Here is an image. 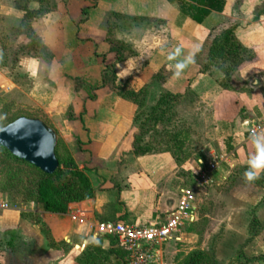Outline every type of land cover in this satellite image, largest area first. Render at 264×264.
I'll use <instances>...</instances> for the list:
<instances>
[{
	"label": "crops",
	"instance_id": "crops-1",
	"mask_svg": "<svg viewBox=\"0 0 264 264\" xmlns=\"http://www.w3.org/2000/svg\"><path fill=\"white\" fill-rule=\"evenodd\" d=\"M24 3L29 10L48 9L31 20L29 29L44 48L60 53L49 62L47 80L56 86L49 98L65 94L74 101V109L61 114L59 123L55 119L50 124L42 121L69 148V156L87 176L94 195L70 204L64 214H53L28 199L21 187V193L15 196L3 187L0 199L11 209L0 212V264H84L81 260L89 243L99 240L104 252L109 251L110 243L107 237L96 238L86 227H79L73 213H82L88 221L146 226L164 222L177 203L179 189L188 188L181 186L188 178L180 173L171 152L142 156L130 153L135 118L142 104L120 97L110 83L103 84L107 66L113 67L115 86L135 93L138 99L148 100L152 95L157 101L161 93L182 98L193 95L197 106L192 126L202 137L206 171L209 164H216L207 184L215 178L219 185L244 177L242 170H249V161L257 154L249 131L260 125L258 136H264V0ZM24 9L0 0V23L16 20L20 24ZM230 28H234L241 47L251 53V60L242 62L238 71L241 87H223L225 76L218 68L203 74L197 63V59H204L210 40ZM3 51L0 34V56ZM32 62L38 63L33 60L29 66ZM5 83L11 84L0 71V86ZM246 84L250 88L248 96L241 89ZM234 187H243L255 196L253 208L261 205L256 209L260 222L264 169L246 186L238 183ZM184 230L178 241L163 247L160 264L165 251L182 242ZM255 240L264 244V230ZM262 254L264 250L255 256L242 255L252 259ZM120 263L109 255L101 264Z\"/></svg>",
	"mask_w": 264,
	"mask_h": 264
},
{
	"label": "rangeland",
	"instance_id": "rangeland-1",
	"mask_svg": "<svg viewBox=\"0 0 264 264\" xmlns=\"http://www.w3.org/2000/svg\"><path fill=\"white\" fill-rule=\"evenodd\" d=\"M6 2L16 7L27 6L24 0ZM30 22L31 20L27 19L23 24H18L16 20H2L0 23V34L4 43V51L0 56V71L11 82L0 86V128L18 117L40 118L39 120L43 119L49 124L55 119L59 123L61 114L74 109V101L65 94L56 99L49 98L48 94L52 95L56 90V86L47 80L49 62L60 53L48 50L40 44L35 33L31 30L30 32L29 28L27 30ZM39 29L40 25L37 26V30ZM241 59L242 61L234 64L230 61L220 62L218 69L228 73L223 87L243 85L238 78V71L242 62L251 60V53L243 55ZM33 60L38 63L32 62V66H29L28 62ZM241 89L242 94L249 95L250 88L247 84ZM151 96L148 100L139 99L142 104L140 121L156 103ZM196 103L193 95L181 98L145 136L153 151H169L175 156L180 173L188 178L181 186L193 189L196 219L184 230L185 237L182 242L165 251L163 264H187L193 253H202L205 257L200 264H235L238 255L243 257L242 254L247 253L255 256L263 252L264 244L257 243L255 237L264 230V212L258 211L261 217L259 222L256 209L261 205L253 208L255 196H250L243 187H234L238 183L247 185L243 170L244 177L240 180L236 178L234 181L227 180L216 185L215 178L210 184L196 183L201 172H205L207 168V160L202 154V137L192 126ZM184 135L187 140H183ZM62 143L63 140L57 139L56 147L58 157L64 159L69 155V148ZM180 143H183L182 147ZM28 170L27 167L10 163L0 153V190L6 187L14 196L20 194L19 188L22 186L16 180L12 185L4 184L11 178L12 173H16V177L21 179L31 180L33 174ZM241 262L245 264L243 260Z\"/></svg>",
	"mask_w": 264,
	"mask_h": 264
},
{
	"label": "trees",
	"instance_id": "trees-1",
	"mask_svg": "<svg viewBox=\"0 0 264 264\" xmlns=\"http://www.w3.org/2000/svg\"><path fill=\"white\" fill-rule=\"evenodd\" d=\"M36 2H42V0H36ZM24 11L25 18L22 21L23 23L27 19L33 20V18L41 16L44 12H47L48 9L29 10L25 7ZM22 22L21 24H23ZM28 28L29 27H27V30ZM247 53L249 52L241 47L236 40L234 36V28H230L210 40L204 54V59L202 62L197 59V63L201 66L200 72L206 74L215 68H219L221 61H230L232 64L242 61V56ZM220 71L225 77L228 76V73L225 70ZM102 79L103 84L110 83L120 97L141 105L138 95L115 86V77L112 66L105 67ZM181 98L182 96L180 95L174 96L168 93H161L156 103L150 107L148 114L145 115L142 121H140L141 113L137 115L134 125L137 129L132 136L130 147L131 154L134 156H142L162 152L153 151L150 143L146 141L145 136L161 121L162 117L168 112L170 107ZM183 140H187L186 135H184ZM182 144L183 143H180V147H182ZM0 153L3 154L10 163L27 167L29 169L28 171H31L33 174L31 180L30 178L24 180L16 177V173H12L13 176L11 175V178L7 180V185H12L15 180L17 183L19 182L22 189L25 191L27 198L41 206L45 212L64 214L67 212L70 204L91 199L94 195V190L92 189L85 173L77 168L69 155L64 157V159L59 158L57 155V147L55 154L59 163V168L53 175H46L40 172L31 165L14 158L1 147ZM107 238L110 243V249L108 252L102 251L99 244L100 241L96 240L95 242L89 243L86 247L81 261L84 264H90L91 262H95V260H99V263L101 264L105 262L107 256L111 255L115 259L121 260L122 263L120 264H125V253L117 247L116 242L112 238ZM239 258H242L243 262L248 264L252 261H264V254L252 259H247L238 255L235 264H243ZM204 260L205 257L202 253H193L188 259L187 264H200Z\"/></svg>",
	"mask_w": 264,
	"mask_h": 264
},
{
	"label": "built area",
	"instance_id": "built-area-1",
	"mask_svg": "<svg viewBox=\"0 0 264 264\" xmlns=\"http://www.w3.org/2000/svg\"><path fill=\"white\" fill-rule=\"evenodd\" d=\"M261 132L262 126H253L249 131L250 139ZM215 168V163L209 164L208 170L200 174L196 183L207 184L209 175ZM9 209L10 205L0 199V212ZM194 213L193 189L184 187L179 189L177 203L164 222L137 226L123 222L88 221L80 212L73 213L72 218L79 227H86L96 238H112L125 253V264H160L159 256L163 247L179 240L185 226L194 221Z\"/></svg>",
	"mask_w": 264,
	"mask_h": 264
},
{
	"label": "water",
	"instance_id": "water-1",
	"mask_svg": "<svg viewBox=\"0 0 264 264\" xmlns=\"http://www.w3.org/2000/svg\"><path fill=\"white\" fill-rule=\"evenodd\" d=\"M56 145L55 131L39 119L19 117L0 128V147L46 175L59 168Z\"/></svg>",
	"mask_w": 264,
	"mask_h": 264
},
{
	"label": "clouds",
	"instance_id": "clouds-1",
	"mask_svg": "<svg viewBox=\"0 0 264 264\" xmlns=\"http://www.w3.org/2000/svg\"><path fill=\"white\" fill-rule=\"evenodd\" d=\"M178 67H183V65H178ZM252 140L257 154L249 161V170L245 172V179L249 182L257 179L259 171L264 169V136H255Z\"/></svg>",
	"mask_w": 264,
	"mask_h": 264
}]
</instances>
